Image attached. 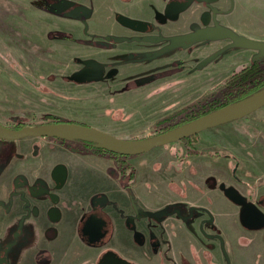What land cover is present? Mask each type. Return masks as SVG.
<instances>
[{
	"label": "rangeland",
	"instance_id": "obj_1",
	"mask_svg": "<svg viewBox=\"0 0 264 264\" xmlns=\"http://www.w3.org/2000/svg\"><path fill=\"white\" fill-rule=\"evenodd\" d=\"M98 1L0 0L1 124L19 129L78 122L123 139L149 138L163 132L159 121L203 98L235 71L264 60V49L235 41L242 32L264 37L263 20L246 15L247 0L240 9H231L233 0H221L208 10L222 39L180 41L191 24L202 27L200 10L171 27L175 39L169 43L157 35H127L130 30L113 18L117 13L109 0ZM255 5L264 10V0ZM253 6L249 1L247 7ZM218 10L229 14L216 22ZM160 39L168 48H151ZM193 142L128 157L129 177H124L113 159L79 151L85 146L70 140H0V221H6V238L36 246L43 237L38 249L45 243L53 264H66L72 237L60 239L59 247L51 243L60 226L82 237L80 216L92 210V200L105 187H120L130 192L134 214L112 216L108 206V237L94 243L82 238L91 248L73 251L72 260L88 255L78 264H99L107 250L135 264H264V106L200 132ZM190 147L199 152L192 154ZM57 175H65L62 183ZM138 187L147 188L151 200H142ZM234 187L241 204L227 194ZM42 252L32 254V262L46 258L50 264L52 256Z\"/></svg>",
	"mask_w": 264,
	"mask_h": 264
},
{
	"label": "crops",
	"instance_id": "obj_2",
	"mask_svg": "<svg viewBox=\"0 0 264 264\" xmlns=\"http://www.w3.org/2000/svg\"><path fill=\"white\" fill-rule=\"evenodd\" d=\"M94 1L96 4H99L98 0H94ZM220 1L221 0H109V2L113 5L117 13L113 17V18H116V20H118L117 18L120 15H124L131 19L146 22L149 26L148 32H138L133 29L125 27L127 28V30H130V31H125L127 35H133V34L134 35L137 34L138 36H143L146 34H151L153 36L157 35V36H160L161 39H164L167 37V40L165 41L168 43L170 39H175V37L170 36L171 33H173L171 27L177 26L178 21L182 23L184 17H186V15L184 14L186 13L187 15L190 14L188 16L191 17V19H193L194 17H196V13H198L200 10H202L200 14L202 27L201 28L198 27L196 29V27L191 24L190 27L188 28L187 37L185 35V39L181 38L180 41L182 42L186 40V38L188 39L191 36H195V37L196 36H199V37L207 36V37H211L216 40L222 39L223 30L222 29L217 30L214 24L210 23V20H209L210 12L208 11L211 7H215L216 5H218ZM233 1L235 4L233 5L231 9H234V8L240 9L241 7L239 6L243 5L244 0H233ZM249 1H251L254 4L252 8L247 7ZM255 1L256 0H247L246 6L243 5L246 11V15L252 16L253 18L258 19L260 21L263 20V23H264V10H262L260 6H256ZM194 8H196L194 10L196 12H191L192 9ZM228 14L229 13H226L225 10H218L214 12L213 19L214 21L217 22L218 20L221 19L222 16H227ZM56 17L58 16L56 15ZM242 38H246V39H250L254 41L256 40L257 42L259 41L264 42V37H261L260 35H255V34L251 35L246 32H242ZM161 39L158 41L159 43L157 42V44L151 43L150 44L151 48H154L156 50L163 49L162 47L165 46V43H164L165 41ZM237 39L239 38H235V41ZM164 48H168V46H165ZM169 49H171L170 51L175 50V48L173 49L169 48ZM165 51H163L162 57L168 60L169 55L167 54V51L166 52ZM53 177L55 179H58L59 182L62 183L64 181L65 175H60V176L57 175ZM70 189L72 188L70 187ZM146 189L147 188H145V190L141 189V191L139 192V187H138V195L141 196L142 200L145 198L146 200L147 199L151 200L149 195H152V194H149L150 192L149 193L146 192ZM37 192H38V189H37ZM98 195H99L98 197H95V200H96L95 202H99L100 204H102L104 212L107 210L108 206H112V209L108 210V213L111 214L112 216L125 214L126 217H129V215L134 214L135 212L134 211L135 206L133 202L130 200V197H131L130 192L123 188L115 187L113 188V190L111 189L106 190V187H105L103 192ZM166 195L170 197L168 193H166ZM74 198H72V201L74 200ZM18 209L21 210L19 206H18ZM51 223L52 221H50V224ZM5 224H6V221H0V231H1L0 233V264H36L32 262V259H31L32 254L36 255L42 251H43L42 254L45 257L52 256V261L50 262V264L55 263L54 255L52 254L51 251L47 250V248L49 249L48 245H45V243L41 244L40 248L38 249L40 242L44 240L43 237H38L37 239L38 241H36V244L38 243L36 245L37 248L34 249V250L36 249L38 250L33 251L34 253H32L31 248L36 247L35 245L25 246L24 243L23 245L21 244L22 241H20V238H17L15 241L6 238V234L4 232L6 229ZM60 228H61L60 232L59 233L57 232V236L53 237L54 242H51V243H54L57 245V247H59L57 243H60V239L63 240L67 238L68 235L72 237L70 245L68 246V249L72 250L71 253L68 255L71 257V259L65 254L67 256V258L64 259L66 260V264H78L80 260H82V262L86 261V259H88V255H86L85 257L84 256L80 257L81 256L80 254L79 256L77 255L75 260H72L74 257L73 251H79V252L85 253V250L83 248L85 247L91 248V247L85 244L84 243L85 241L79 235L64 233L62 232L63 227L60 226ZM15 242L16 244H14ZM24 242L28 243V242H31V240L24 241ZM77 242L80 244V246H76ZM92 255L94 256V253ZM39 264H47V259L44 258L42 262H40Z\"/></svg>",
	"mask_w": 264,
	"mask_h": 264
},
{
	"label": "water",
	"instance_id": "obj_3",
	"mask_svg": "<svg viewBox=\"0 0 264 264\" xmlns=\"http://www.w3.org/2000/svg\"><path fill=\"white\" fill-rule=\"evenodd\" d=\"M121 24L136 31H146V22L120 16ZM238 43L256 49H264V43L242 38ZM208 58L201 62L198 67L202 68L210 62ZM264 106V89L239 100L235 103L221 107L191 122L183 124L172 130L162 132L155 136L144 139H123L110 133L82 123H54L35 127H22L12 129L0 123V138L3 140H18L26 137H54L63 140H83L94 142L99 148L117 151L124 156H136L147 153L155 147L164 146L173 142L199 134L200 132L222 124L243 118ZM37 154V151L34 152ZM32 193L37 188L30 187ZM117 264H135L125 258L117 257Z\"/></svg>",
	"mask_w": 264,
	"mask_h": 264
},
{
	"label": "trees",
	"instance_id": "obj_4",
	"mask_svg": "<svg viewBox=\"0 0 264 264\" xmlns=\"http://www.w3.org/2000/svg\"><path fill=\"white\" fill-rule=\"evenodd\" d=\"M238 40L239 39H237V42ZM262 89H264V60H256L250 65L243 67L240 71H235L221 86L211 91L209 94H206L203 98L184 106L167 118L159 121L158 124L162 125L159 129L161 132L172 130L221 107L247 98ZM198 136L199 134L183 140L186 143L193 144L194 140H198ZM70 141L85 146L84 149L79 148L82 152L102 154L107 158L113 159L123 175L128 173L129 166L124 162H126L130 156L121 155L117 151L99 148L94 142H85L82 140ZM189 150L192 154H197L199 152L198 150L194 151L191 147Z\"/></svg>",
	"mask_w": 264,
	"mask_h": 264
},
{
	"label": "flooded vegetation",
	"instance_id": "obj_5",
	"mask_svg": "<svg viewBox=\"0 0 264 264\" xmlns=\"http://www.w3.org/2000/svg\"><path fill=\"white\" fill-rule=\"evenodd\" d=\"M122 16V15H120ZM119 16V17H120ZM124 16V15H123ZM118 17V19H119ZM120 22V21H119ZM123 25V24H122ZM125 26V25H123ZM127 27V26H125ZM151 27V26H150ZM129 28V27H127ZM149 28V26H148ZM87 29H88V26L86 25V32H87ZM131 29V28H130ZM134 30V29H133ZM151 30V29H150ZM136 31V30H135ZM138 32H148V29L146 31H138ZM237 42V40H236ZM78 123V122H76ZM179 127V126H178ZM20 129V128H19ZM50 138V137H48ZM23 139V138H22ZM51 139H54V140H63V139H60V138H54L52 137ZM0 140H3L0 138ZM75 140H78V139H75ZM65 141V140H63ZM83 141V140H82ZM182 141V140H180ZM85 142H88V141H85ZM33 148L35 150H37V154H34L36 156H38V154L40 153V146L37 145L36 143L33 145ZM75 149V148H74ZM79 150V149H77ZM80 151V150H79ZM87 155H92V154H87ZM128 174V173H127ZM123 175L124 177L128 176V175ZM233 174L236 177V167H234V170H233ZM129 177V176H128ZM238 180V178H237ZM239 191L234 188H229L227 190V194L228 196L233 195L237 198L238 200V204H241V202L243 201V198L239 195L238 193ZM95 198L92 200V203H93V208L91 211H88L85 215H81L80 216V219L84 222H83V227L81 228V231H82V237L86 242H89V243H94V242H99V241H104L108 235H109V232H110V222H109V216L106 212L103 211V206L101 209L98 208L97 205H94L95 203ZM97 203V202H96ZM95 203V204H96ZM100 204V203H99ZM258 207V206H257ZM82 208V207H81ZM251 210H254V209H251ZM253 215H256V213H254ZM120 255H118L116 252L114 251H110V250H107L105 251L102 255H101V258H100V261H99V264H117V257H119ZM42 258V257H41Z\"/></svg>",
	"mask_w": 264,
	"mask_h": 264
}]
</instances>
